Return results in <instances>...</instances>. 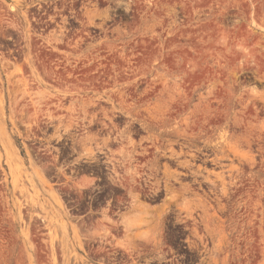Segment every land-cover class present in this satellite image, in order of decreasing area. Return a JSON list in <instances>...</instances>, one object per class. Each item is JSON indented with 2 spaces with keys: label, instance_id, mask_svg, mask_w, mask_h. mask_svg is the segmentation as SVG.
Segmentation results:
<instances>
[{
  "label": "rangeland",
  "instance_id": "1",
  "mask_svg": "<svg viewBox=\"0 0 264 264\" xmlns=\"http://www.w3.org/2000/svg\"><path fill=\"white\" fill-rule=\"evenodd\" d=\"M0 264H264V0H0Z\"/></svg>",
  "mask_w": 264,
  "mask_h": 264
},
{
  "label": "flooded vegetation",
  "instance_id": "2",
  "mask_svg": "<svg viewBox=\"0 0 264 264\" xmlns=\"http://www.w3.org/2000/svg\"><path fill=\"white\" fill-rule=\"evenodd\" d=\"M72 216H74V217H85V216H87V214L86 213H83V214H80V215H72Z\"/></svg>",
  "mask_w": 264,
  "mask_h": 264
}]
</instances>
